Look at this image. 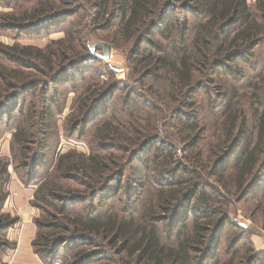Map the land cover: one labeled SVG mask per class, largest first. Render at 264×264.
<instances>
[{
    "label": "trees",
    "instance_id": "16d2710c",
    "mask_svg": "<svg viewBox=\"0 0 264 264\" xmlns=\"http://www.w3.org/2000/svg\"><path fill=\"white\" fill-rule=\"evenodd\" d=\"M12 2L2 4L8 7ZM58 3L68 9L54 12L53 0H42L22 19L4 14L14 27L27 29L69 16L75 20L63 28L62 37L42 49L0 46L1 57H15L16 65L0 64V94L16 87L0 101V122L7 115L13 128L11 162L0 160V253L13 247L7 231L19 219L2 211L11 165L26 170L29 180L41 173L34 205L42 209V217L33 219L36 233L31 245L43 264H234L236 257L235 264L263 261L261 253L247 256L251 248L243 249V257L235 249L227 259L217 257V251L224 229L235 222L225 211L229 196L240 201L264 194V106L252 111L255 123L249 126L237 99L240 84L247 80L263 81L264 86V0ZM91 37L116 47L129 44L128 78L146 92L134 95L127 83L102 81L100 73L82 78L69 118L71 130L78 129L80 136L87 133V124L97 123L88 133L92 150L87 155L70 150L48 163L45 142L53 134L66 94L58 85L74 89V69L92 58L103 61L90 52ZM107 68L108 75L119 71L110 64ZM249 68L254 75L246 73ZM35 71L42 74V82L32 76ZM203 83L213 96L199 106L194 97ZM118 89L125 92L110 113ZM32 93L37 101H26L23 96ZM132 105L142 111L135 122L127 110ZM203 107L217 116L218 132L226 134L204 152L196 147L203 131L201 119L208 114L199 116ZM172 121L179 128L180 150L196 149L193 157L184 158L192 168L182 162L175 167L179 149L162 128ZM122 187L120 199L114 200ZM139 191L146 195L136 213L134 195ZM110 199L123 205L107 203ZM161 223H167L168 231ZM233 236L235 247L238 239Z\"/></svg>",
    "mask_w": 264,
    "mask_h": 264
},
{
    "label": "rangeland",
    "instance_id": "374dc122",
    "mask_svg": "<svg viewBox=\"0 0 264 264\" xmlns=\"http://www.w3.org/2000/svg\"><path fill=\"white\" fill-rule=\"evenodd\" d=\"M3 1L4 0H0V46H4V47L6 46L16 47L17 46L20 48L23 46H33V47L36 46L42 49L45 47V45L49 41L56 40L62 37L63 28L67 26L71 20H75L74 17L69 16V17L62 19V21H57L49 25H43L41 27L40 26L35 27L34 29H27L26 27H21V26L14 27L12 25L13 23H8L6 20H4V14L13 13L18 18L22 19L25 14H31L32 13L31 10L33 8L38 7L39 5H42V0H13L12 5L8 7L2 4ZM58 1L53 0L54 6L59 5ZM68 1L72 2L73 4L72 6H75L77 4H83V0H68ZM247 1L250 3V2H253L254 0H247ZM54 9H55L54 12H59V11L68 9V7H64L63 5V7L57 6ZM41 17L42 15L40 16V18ZM17 22L19 24L20 22H22V20L17 21ZM116 24L117 22L115 23L113 28L116 27ZM156 36H158V40H161L160 35H156ZM97 42L98 41L96 38L93 39V37H91V39L88 40L87 44L91 46ZM109 45H110V57L107 61L99 62L96 59L92 58L90 60L85 61L84 64L80 65V67L73 70L74 75H73L72 81H74L73 83V86H75L74 89H72L71 87L72 85L62 87L65 83L58 85L57 88H60V89L64 88L66 91V94L64 97L65 101H61L62 106H63L62 110L60 112V115L55 117V125L52 131L53 134L51 133L49 135L48 141L46 140L45 142V143H48V149L46 151V154L49 157V159L46 162L51 163L58 154L60 155L62 153L69 152L70 150H73L77 153H82L85 155L89 154L90 151L92 150V146H91L92 143L90 142L91 136L88 133L93 130L94 126L97 123L93 121L87 124L85 127V133L86 132L87 133L86 134L84 133L85 135L80 136L79 135L80 132L78 129H76L75 131L71 130V121L69 118V114L71 112V104L73 100L75 99V97L77 96L79 87H81V84L83 81L82 78L85 77L84 80H87L90 74L93 75L94 72L100 73L101 75H99L98 77L102 81L114 79L115 81L120 82V83H127L130 86V88L133 89L134 95L136 93L140 94L141 92L143 93L146 92V91L144 92L141 85H137L136 82H133L132 79L128 78V74L130 77L132 76L128 68L129 44L121 43L118 47H116L115 45H111V44ZM95 53L98 55H101L102 48L101 47L97 48L95 50ZM14 59L15 57H13L12 59L9 58L7 60L6 58H3V56L1 57L0 55V64H4L9 67L15 68L16 65L14 64V61H15ZM109 64L119 69V71L114 72L113 75H108L107 66ZM19 69L22 70L24 69V67L20 66ZM245 71L246 73H249L251 75L255 74L253 73V71H251L250 68L246 69ZM39 74L41 73L38 71L37 72L35 71V73H33L32 76L37 77L39 81L42 82V76H41L42 74L41 75ZM247 81L249 82L240 84L242 88L239 89L238 91L237 99H239V105L243 108L244 113L247 114V120H248L249 126H251L255 123V119L253 118L252 111L255 108H259L260 110L264 106V86L262 85L263 81L256 82V81H253V79L247 80ZM12 84H16V83L12 82ZM19 84L20 83H18L17 86ZM203 86L205 87L203 89H200L199 92L196 93L194 97L196 104L199 106H205L206 103H208V98L213 96V91L208 89L207 88L208 86L205 85V83H203ZM37 87H36L37 89L36 91H38L40 88L38 83H37ZM15 88L16 87H12L10 89H5V90L3 89L4 90L2 92L3 94H0V101L3 99L2 96H5V94H12ZM36 91H34L33 93H35ZM52 92H53V89H52ZM124 92L125 91L123 89H118L116 91L114 97L111 99V102H110V113L113 111V107H115L116 104L120 102V97L124 94ZM50 93H51V90H50ZM59 93L62 94V91H60ZM32 94H29L28 96L24 95L23 97L25 98L26 101L29 98H32L31 101L36 102L37 99L34 98L36 94H33L34 96L31 97ZM61 94H56V97L60 98ZM256 95L257 97L258 95L260 97L256 99ZM139 99L141 98L139 97L138 100ZM151 100L147 99L145 100V102L152 103ZM258 101L260 103H258ZM222 102L223 101H221V103ZM216 103L217 102H215V104ZM127 108H128L127 109L128 113L131 114L129 119H131L134 122L139 120L138 116L141 115L140 113H142V111L136 110L135 107H133V105ZM207 113L204 107H203V110H201V112L199 113L200 114L199 116H201V114H207L205 117V121L201 119L200 128H202L203 131H201V133L198 134L199 141L196 146L198 148H201L203 152L205 151L207 145L212 144L214 142L215 143L220 142L223 136L226 135L224 132L222 133V131L218 132V129H219L218 124L220 121L217 122V116L215 114L211 115L209 111H207ZM119 114H122V116H124L125 112H121ZM8 120H9L8 116L3 115L2 120L0 122V160L11 162L10 146L12 142L11 134H12L13 128L11 126L9 127L7 123ZM214 122H217V123L214 124ZM172 124L175 125V122L172 121L170 125L167 123V125L165 127L163 126L162 128H163V131L165 132V135L169 137V139H170V136L171 138L173 136L174 141L172 142H174L175 145L177 146V149H179V150H175L177 151L175 154L176 158L174 159L175 167L176 168L179 167L180 162H182V164L186 166L187 168H192L194 167V165L193 164L191 165L190 163H188L186 159L184 158L187 155H190L191 157H193L194 152H196V149H193V153H186L180 150L182 148V145H181L182 143L181 141H178L179 139H177V136H176L178 134L177 130L179 128H176ZM67 128H69V130ZM31 144L32 143L29 144V148H31L32 146ZM263 154H264V151H263ZM30 156L27 157V160L30 159L29 158ZM8 170H9L8 172L10 174V177H9V181L4 186L5 191H7V197L15 196L20 190H22L23 192L29 195H32V197L28 199L27 202H29V204L35 209V212L37 214L36 218H41L42 209L34 205V202H35L34 193L39 184V182H37L36 180L41 177V173L38 174L37 172V174L34 175L35 177H33V174H32L31 176L34 179L29 180L28 172L24 169L23 170H21L20 168L13 169V167L10 165L8 167ZM17 174L21 176L22 178H20ZM262 182L263 181H261L259 184H261ZM122 186H124V182H122ZM263 188H264V184L262 183L261 190ZM122 191H123V187L119 190V194L122 193ZM12 192H14L13 193L14 195H12ZM139 193L140 194L134 195L135 201H134L133 208L136 213L140 211L141 203L143 202L144 195H146L145 191H139ZM261 193L262 191L259 192V195H256L253 198L246 197L240 201H238V197L229 196V202H227V209H225V211L226 212L228 211V216L230 220H235V222H232V225L224 229L221 235L222 239L218 247L217 257L227 259L230 256V252L232 255L235 249H238L239 256L243 257V254H244L243 249L251 248V252L248 253L247 256L251 255V253L253 254V251L255 253H261L263 254V258H262L263 261L257 262L256 264H264V202H263L264 194L261 195ZM119 194L114 200L120 199L121 194L120 195ZM114 200L110 199V201H108L107 203L111 204L112 201ZM8 202L12 206H14V204H12L11 199H9ZM107 203L103 205L104 208L108 207L106 205ZM114 203L118 206L123 205V202L119 203L118 201H114ZM216 208H218V206ZM178 214L180 215V218L184 216V215H181L182 213L180 211L178 212ZM163 217H168V216H163ZM161 225L163 226L162 227L163 229L165 227L164 230L168 231L167 223H164V224L161 223ZM161 225L159 226L161 227ZM18 229L20 230L21 228H18ZM163 229H161V232H164ZM235 234H236V239H238L237 241L238 243H236V246L233 247L231 246V242L234 237L233 235ZM161 237L163 238L164 236L162 235ZM10 250L11 248L4 250V252L6 251L5 253L4 252L0 253V258H1L0 264H11V262L9 261L10 255H11ZM238 259H239L238 257L234 259V264ZM55 264H59V263L56 262Z\"/></svg>",
    "mask_w": 264,
    "mask_h": 264
},
{
    "label": "crops",
    "instance_id": "0c3cea01",
    "mask_svg": "<svg viewBox=\"0 0 264 264\" xmlns=\"http://www.w3.org/2000/svg\"><path fill=\"white\" fill-rule=\"evenodd\" d=\"M31 197L32 195L20 190L15 196L7 197L2 208L3 212H11L10 215H16L19 218L18 222L7 231V240L13 244L10 250L11 264H43L33 252L31 245L36 233L33 219L37 217L35 209L27 202ZM9 199L15 207L9 204Z\"/></svg>",
    "mask_w": 264,
    "mask_h": 264
},
{
    "label": "water",
    "instance_id": "95a60500",
    "mask_svg": "<svg viewBox=\"0 0 264 264\" xmlns=\"http://www.w3.org/2000/svg\"><path fill=\"white\" fill-rule=\"evenodd\" d=\"M99 47L102 48V54L101 55H98L95 53V50ZM89 50L94 56L98 57L99 59H101L103 61H107L110 57V45L107 42H97V43L89 46Z\"/></svg>",
    "mask_w": 264,
    "mask_h": 264
}]
</instances>
